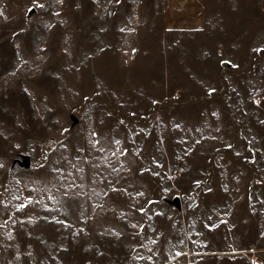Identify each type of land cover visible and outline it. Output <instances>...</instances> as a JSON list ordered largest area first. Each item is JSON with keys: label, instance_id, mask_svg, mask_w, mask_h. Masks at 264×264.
I'll return each mask as SVG.
<instances>
[{"label": "rangeland", "instance_id": "374dc122", "mask_svg": "<svg viewBox=\"0 0 264 264\" xmlns=\"http://www.w3.org/2000/svg\"><path fill=\"white\" fill-rule=\"evenodd\" d=\"M203 4L0 0V264H264V0Z\"/></svg>", "mask_w": 264, "mask_h": 264}, {"label": "crops", "instance_id": "0c3cea01", "mask_svg": "<svg viewBox=\"0 0 264 264\" xmlns=\"http://www.w3.org/2000/svg\"><path fill=\"white\" fill-rule=\"evenodd\" d=\"M174 4L176 9L169 15L171 26L176 28L195 27L204 21L203 0H174Z\"/></svg>", "mask_w": 264, "mask_h": 264}, {"label": "water", "instance_id": "95a60500", "mask_svg": "<svg viewBox=\"0 0 264 264\" xmlns=\"http://www.w3.org/2000/svg\"><path fill=\"white\" fill-rule=\"evenodd\" d=\"M22 165H29L30 164V157L25 155L23 161H19ZM172 204H175L177 207H180V198L176 195L172 200Z\"/></svg>", "mask_w": 264, "mask_h": 264}]
</instances>
